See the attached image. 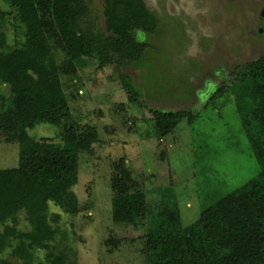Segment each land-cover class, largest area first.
I'll use <instances>...</instances> for the list:
<instances>
[{
  "label": "rangeland",
  "instance_id": "rangeland-1",
  "mask_svg": "<svg viewBox=\"0 0 264 264\" xmlns=\"http://www.w3.org/2000/svg\"><path fill=\"white\" fill-rule=\"evenodd\" d=\"M87 2V20L105 29L103 0ZM145 2L160 27L146 39L152 48L140 63L100 68L79 42L55 50L77 131L88 135L92 130L97 138L90 152L81 154L79 181L73 188L81 212L75 217L61 214V233L53 243L58 250H72L70 262H48L46 251L37 249L33 264H146L145 230L112 221V178L121 160L143 187L161 196L171 209L170 217L184 226L261 170L232 97L210 102L215 91L209 85L215 77H228L236 66L264 55V0ZM0 10L11 9L0 0ZM13 17L1 29L16 54L22 135L64 140L62 125L33 123L39 111L40 69ZM120 74L130 76L141 90V103L129 100ZM0 95L9 96L10 88L0 84ZM153 110H189L198 116L183 120L162 137ZM18 164L19 146L0 144V169ZM50 212L61 210L51 204ZM19 229H30L24 213ZM117 239L122 242L116 248L112 241ZM188 247L191 264H197L190 242ZM0 259L20 264L10 251Z\"/></svg>",
  "mask_w": 264,
  "mask_h": 264
},
{
  "label": "trees",
  "instance_id": "trees-1",
  "mask_svg": "<svg viewBox=\"0 0 264 264\" xmlns=\"http://www.w3.org/2000/svg\"><path fill=\"white\" fill-rule=\"evenodd\" d=\"M1 2L11 10H0V84L10 88L9 96L0 95V144L19 146V164L0 169V255L10 251L20 264H33L39 249L46 251L48 262H70L72 250H58L53 243L61 233V214L75 217L81 212L73 188L79 181L81 154L90 152L97 135L92 130L88 135L77 131L55 50L79 42L100 68L133 66L147 59L152 47L146 39L159 32L160 20L145 0H103V30L87 20V0ZM12 16L40 69L41 81L36 86L39 111L33 123L62 125L64 140L22 135L16 54L1 29ZM120 75L129 100L141 103V90L130 76ZM209 87L215 91L210 102L216 97H232L261 170L184 226L170 217L169 205L143 187L123 160L117 163L112 178V221L145 230L146 264H191L188 242L197 264H264V55L236 66L228 77H215ZM152 114L162 137L183 120L198 116L189 110H153ZM51 204L61 213L50 212ZM22 213L30 226L26 231L19 229ZM112 242L117 248L122 241ZM0 264L10 261L0 259Z\"/></svg>",
  "mask_w": 264,
  "mask_h": 264
},
{
  "label": "flooded vegetation",
  "instance_id": "flooded-vegetation-1",
  "mask_svg": "<svg viewBox=\"0 0 264 264\" xmlns=\"http://www.w3.org/2000/svg\"><path fill=\"white\" fill-rule=\"evenodd\" d=\"M207 93H208V92H207ZM207 95H208V94H207ZM207 95H206V96H207Z\"/></svg>",
  "mask_w": 264,
  "mask_h": 264
}]
</instances>
